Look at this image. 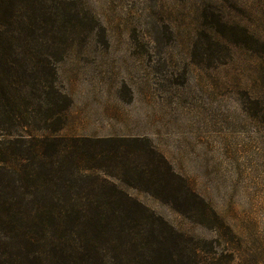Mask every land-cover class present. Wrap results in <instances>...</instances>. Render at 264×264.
<instances>
[{"label":"rangeland","instance_id":"obj_1","mask_svg":"<svg viewBox=\"0 0 264 264\" xmlns=\"http://www.w3.org/2000/svg\"><path fill=\"white\" fill-rule=\"evenodd\" d=\"M40 5L50 12L45 33L33 35L47 59L44 74L55 67V87L70 100L55 134L147 139L217 213L223 232L185 205L181 213L157 195L117 186L176 231L217 241L230 264H264V44L256 39L264 38V0ZM219 17L227 24L216 38ZM242 27L253 38L233 35ZM32 97L41 100L43 122L48 96Z\"/></svg>","mask_w":264,"mask_h":264},{"label":"trees","instance_id":"obj_2","mask_svg":"<svg viewBox=\"0 0 264 264\" xmlns=\"http://www.w3.org/2000/svg\"><path fill=\"white\" fill-rule=\"evenodd\" d=\"M41 2L0 0V264H230L217 241L176 231L115 183L181 213L185 205L223 232L217 213L147 139L55 134L70 100L55 87V67L45 77L42 42L33 37L45 33L50 14ZM214 23L218 38L227 22ZM232 33L253 38L246 27ZM43 93L49 113L40 122L43 105L32 96ZM259 109L264 116V102Z\"/></svg>","mask_w":264,"mask_h":264}]
</instances>
